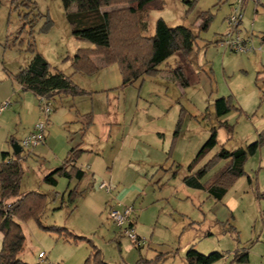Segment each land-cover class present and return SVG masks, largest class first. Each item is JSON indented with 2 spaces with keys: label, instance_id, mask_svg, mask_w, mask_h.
<instances>
[{
  "label": "rangeland",
  "instance_id": "rangeland-1",
  "mask_svg": "<svg viewBox=\"0 0 264 264\" xmlns=\"http://www.w3.org/2000/svg\"><path fill=\"white\" fill-rule=\"evenodd\" d=\"M22 1L0 0V101L11 94L12 106L7 110L12 112L20 99L15 75L30 66L31 44L49 61L50 72L75 75L89 91L98 88L99 92L77 99L86 102L82 107L91 110L92 119L84 137V147L92 152H83L79 158L87 170L85 178L59 177L56 186L44 181L48 170L65 161L56 157L67 145L63 135L57 138L55 150L42 144L22 152L28 158L23 161L21 191H38L48 197L41 222L20 221L26 235L20 259L28 264H86L100 250L110 264H138L141 258L152 261L161 253L165 264H187L186 253L194 246L204 254L224 253L214 264H264V172H258L264 146L246 161L245 175L227 189L221 201L206 188L194 189L184 182L212 128L218 129V144L194 173L222 146L234 150L257 138L256 128L264 121V79H258L264 77V0H247L242 8L244 17L237 33L247 41L249 51L241 54L245 68L234 75L227 74L224 66L238 54L219 41L231 29L228 17L238 0H198L194 8L188 0H162L163 9L150 11L151 24L162 16L173 27L187 25L199 34L193 52L181 53L185 56L182 65L196 76L207 73L209 83L199 78L184 88L173 83L167 67L176 65L175 55L160 65L155 76L115 90H103L98 72L75 73L78 50L92 45L73 36L62 0ZM200 7L207 9L200 13L209 12L213 18L209 28L199 32V24L193 21L197 16L201 23V14L196 15ZM230 95L238 109L217 118L215 100ZM224 120L235 124L231 135L220 126ZM13 121L9 111L0 115V161L2 151L15 157L12 138L6 140ZM10 135L18 137L15 132ZM224 164L219 162L202 178L204 186ZM103 181L111 185V193L100 189ZM71 190H76L72 200ZM117 203L133 207L132 220L141 244L123 234L110 217V205L113 208ZM223 213L233 216L229 221L235 230H227L218 221ZM44 226L66 228L84 239L74 241L66 231L58 233ZM2 244L0 232V250ZM41 252L45 257L40 258ZM242 252H248L249 261L235 262L236 254Z\"/></svg>",
  "mask_w": 264,
  "mask_h": 264
},
{
  "label": "trees",
  "instance_id": "trees-1",
  "mask_svg": "<svg viewBox=\"0 0 264 264\" xmlns=\"http://www.w3.org/2000/svg\"><path fill=\"white\" fill-rule=\"evenodd\" d=\"M30 2L31 0H23ZM152 0H62L67 20L71 26L72 34L79 40L92 45L88 48H80L75 55L73 67L75 73L92 75L100 71V66L94 61V57H101L105 65L118 64L123 76L124 85H130L145 76H155L159 66L171 56L180 52L189 56L196 45L198 33L192 27L179 25L172 27L163 19L156 22L155 34L144 35L140 27L141 12L144 6ZM198 0H188L191 8H194ZM247 0H244L243 4ZM136 4V6H134ZM103 8H111L103 11ZM199 32L207 30L213 18L209 12H203L199 16ZM51 22V20L49 21ZM48 22V24H49ZM47 28V27H46ZM29 50L34 53V58L29 67L15 75V80L25 91H32L38 97L54 100L61 95L73 97L83 96L87 91L78 87L72 75L60 70L50 72L48 60L38 52L34 44ZM175 76L183 87L189 86V79L183 68L178 67L174 71ZM261 73V72H259ZM264 73V71H263ZM264 79V77H258ZM233 108H237L233 97L221 96L214 102V110L217 117H224ZM238 109V108H237ZM88 125L91 124V113L88 114ZM228 134L234 132L235 124L227 121L221 122ZM17 142L11 139L12 145ZM218 144V129H211V135L203 145L197 156L189 166L190 172L200 161ZM264 146V129L258 134V138L246 147L229 150L225 146L207 161L195 173L185 178V182L194 188H206L211 196L221 201L235 181L245 175L244 165L249 157L255 155ZM24 151V150H23ZM84 152L81 148L70 149L64 163L52 170L44 177V181L56 186L55 177H65L69 180L81 181L86 171L76 165L77 159ZM28 156L22 153L12 158L9 152L2 153L0 161V232L3 233V244L0 250V264H28L20 259L24 250L26 235L20 221L36 219L41 222V217L47 207L45 193L38 191H21V183L25 173L23 161ZM225 161L210 184L204 186L202 178L219 162ZM76 190H71L72 200ZM227 230H235L230 221L224 223ZM135 225V223H134ZM50 231L62 233L66 231L72 235L74 241L84 239L61 227H46ZM66 229V230H65ZM225 257V254L213 251L204 254L194 246L186 253L187 264H214ZM164 254L157 255L154 260L141 258L138 264H165ZM249 261L248 252L237 253L235 262L246 263ZM86 264H110L105 261L100 250H95Z\"/></svg>",
  "mask_w": 264,
  "mask_h": 264
},
{
  "label": "crops",
  "instance_id": "crops-1",
  "mask_svg": "<svg viewBox=\"0 0 264 264\" xmlns=\"http://www.w3.org/2000/svg\"><path fill=\"white\" fill-rule=\"evenodd\" d=\"M215 2H217V1L215 0ZM246 4H247V2L243 4V7ZM154 9H163V1L162 0H152V1L148 2L144 6L142 12L140 13L141 14L140 27H141L143 34L147 35V36H153L155 34L156 22L159 18H163L167 22V20L161 16L159 18L158 17L155 18L153 24H151V22H150V11L154 10ZM233 9H234V7H233ZM107 10H109V8ZM205 10H207V9H202L200 7V11H198L196 15H198V14L200 15L201 14L200 12L205 11ZM103 11H106V10H103ZM193 22H195L194 23L195 26L200 24L199 21L197 23V16L194 17ZM168 25H170V24L168 23ZM170 26H172V25H170ZM184 26H187V25H184ZM226 51L228 52V49ZM230 51L232 53H237L238 57H236V59H232L233 60L232 62H230L231 60L230 61L228 60V62H226V65L224 66V70L227 74L234 75L237 72V70L242 69V67H244V64L242 62V55H241L242 53L232 51L231 49H230ZM243 53H245V52H243ZM175 55H176V57H178L176 65H174V66L172 65L171 67H167L168 68L167 70L169 71L168 73H169V75H171L170 76L171 78L168 77V79L170 78L173 83L181 85L179 83V81L177 80L175 73H174L176 68L181 67V68H183L184 72L186 73L190 84L193 82L192 80L198 79V78L204 82L209 83L210 80H209V75L207 73H199V76H196V74L193 75L191 73V71H192L191 68H188L187 65H182V61L184 60L185 56L183 54H181L180 52L174 54L173 56H175ZM173 56H171V57H173ZM93 59L100 66V71L97 74H98V77L103 84V86H102L104 88L103 90H115V89H120V88H124L126 86H129V85H124L123 76L121 74L120 67L118 64L105 65L103 59L100 60L97 57H94ZM48 63H49V61H48ZM239 63H241V64H239ZM159 69L161 71L160 66H159ZM68 75H72V74L69 73ZM192 77H193V79H192ZM75 78H76V76L72 75V79H73L74 83L78 87L87 91V94H85L84 97H87L90 94H92L91 92H93V93L99 92L98 88L96 90L89 91V89L87 87H85L84 84L77 81ZM130 85H132V84H130ZM181 87H183V86L181 85ZM19 89H20V91H19L20 99L17 101L16 107L12 110V112H10V109L7 110V107H6V109H4L0 115L5 113V111L6 112L9 111V113L11 114L12 120H14L13 121L14 123L9 128V131L7 133V136H6V140L8 138H12V139H15L18 143H21V141L29 133H31V131L34 128V125L41 119L43 113H42V105H41L39 97L35 93H33L32 91L23 90V88L20 84H19ZM10 97H11V94L8 93L6 96H4L2 98V100L4 102L10 101V100H8V99H10ZM81 97H83V96L73 97L70 95H61V96L55 97V99L52 100L54 103V107H53L54 108L53 109L54 115L52 117H50V120L48 123V131L46 134V141H45V143H43V145L47 146L50 144V150H53V149L55 150L56 149L55 144H56L57 138H59L62 135L65 136L67 138L66 148L62 149V151L60 152L59 155L56 154V157H58L62 160H65L67 158L68 153H69L70 149H72V148H81L84 150V152H88V153L92 152V150H89V149L84 147V145H85L84 137L86 135V130H88V128H89L87 116H88V114L91 113L90 112L91 110L87 109L85 106H84V108L82 107L83 105H86L85 104L86 102H84L83 100H77V99H80ZM2 100L0 101V106L4 103ZM1 102H3V103H1ZM55 102H56V104H55ZM9 106H12V103ZM15 109H17V111L14 112ZM228 115H229V113L227 115H225L224 117H220V119L226 118ZM217 118H219V117H217ZM15 119H16V121H15ZM53 121H54V123H53ZM224 121L228 122V120H224ZM263 129H264V121L262 120V123L260 124V126L256 128L257 138H258V134ZM11 132H15V134L18 137H16L15 135H10ZM51 133H52V135H54L53 137H51L52 136ZM250 136L251 135H248L247 137H250ZM247 142H249V141H247ZM249 144H246L245 146H241V147H246ZM263 149L264 148H262L259 152L260 153L259 155L261 157V161H260V167L258 170V172H262V173L264 172V162H263L264 150ZM48 151H47V153H48ZM2 152H4V151H2ZM257 154L258 153H256L255 155H257ZM255 155H253V156H255ZM76 165L78 167L83 168V165L80 164L79 159H77ZM55 168H57V167H54V168L48 170V172L50 173ZM85 171H86V175H87V170H85ZM189 172H190V170H189ZM191 173H194V170L192 172H190V174ZM44 177H45V175H44ZM248 178H249L248 179L249 182H251L252 181L251 177L249 176ZM55 179L58 183L59 177L57 176V177H55ZM184 182H185V180H184ZM186 185H188V184L186 183ZM188 186L191 187L190 185H188ZM70 187H71V185L69 184L68 188H70ZM191 188H194V187H191ZM194 189H201V188H194ZM112 206L113 205H110L111 208H112ZM229 217H230L229 213H226V214L223 213L222 215H220V219H218V221H220L221 223H226L233 216L231 215V217L230 218ZM134 223H135V221H134Z\"/></svg>",
  "mask_w": 264,
  "mask_h": 264
},
{
  "label": "built area",
  "instance_id": "built-area-1",
  "mask_svg": "<svg viewBox=\"0 0 264 264\" xmlns=\"http://www.w3.org/2000/svg\"><path fill=\"white\" fill-rule=\"evenodd\" d=\"M243 2L244 0H238L237 6L234 7L233 12L229 15L228 21L230 25V31L227 35H225L220 41L219 44L231 49L232 51L243 53L245 51H249L247 41L241 38L237 31L243 20ZM41 105H42V117L41 119L34 125L33 130L29 133L22 141L19 143L22 149L32 150L45 143L46 134L48 131V123L50 117L53 113V105L50 100H47L44 97H39ZM10 105V102H4L0 106V114L6 109L7 106ZM101 189H105L108 193L112 192L111 185L103 181L100 184ZM133 207L125 206L122 203H117V205L110 210V217L112 220L121 228L123 234L128 236L132 241L141 244V237L135 231L134 221L132 220ZM45 253H40V258H43Z\"/></svg>",
  "mask_w": 264,
  "mask_h": 264
},
{
  "label": "water",
  "instance_id": "water-1",
  "mask_svg": "<svg viewBox=\"0 0 264 264\" xmlns=\"http://www.w3.org/2000/svg\"><path fill=\"white\" fill-rule=\"evenodd\" d=\"M13 149H14V153H15L16 155H18V154H20V153L23 152V149H22L21 145H20L18 142H15V143L13 144Z\"/></svg>",
  "mask_w": 264,
  "mask_h": 264
}]
</instances>
